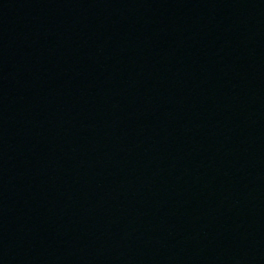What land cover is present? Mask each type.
Segmentation results:
<instances>
[{"label": "water", "instance_id": "1", "mask_svg": "<svg viewBox=\"0 0 264 264\" xmlns=\"http://www.w3.org/2000/svg\"><path fill=\"white\" fill-rule=\"evenodd\" d=\"M0 264H264V0H0Z\"/></svg>", "mask_w": 264, "mask_h": 264}]
</instances>
